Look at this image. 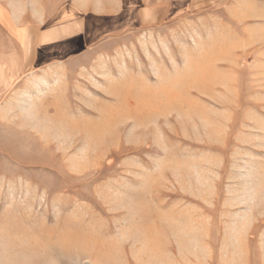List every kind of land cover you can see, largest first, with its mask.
<instances>
[{
	"label": "rangeland",
	"instance_id": "rangeland-1",
	"mask_svg": "<svg viewBox=\"0 0 264 264\" xmlns=\"http://www.w3.org/2000/svg\"><path fill=\"white\" fill-rule=\"evenodd\" d=\"M0 264H264V0H0Z\"/></svg>",
	"mask_w": 264,
	"mask_h": 264
},
{
	"label": "crops",
	"instance_id": "crops-1",
	"mask_svg": "<svg viewBox=\"0 0 264 264\" xmlns=\"http://www.w3.org/2000/svg\"><path fill=\"white\" fill-rule=\"evenodd\" d=\"M83 13L80 19L81 25L67 23L64 31L58 35L51 34L47 36L49 41L37 47L35 54L39 65H45L48 62L55 61L59 58L71 56L86 47L95 45L101 41L107 34L116 31V24L113 22L115 14L96 12L92 14ZM112 18V19H111ZM78 20H74L77 24ZM41 53V57L39 55Z\"/></svg>",
	"mask_w": 264,
	"mask_h": 264
}]
</instances>
